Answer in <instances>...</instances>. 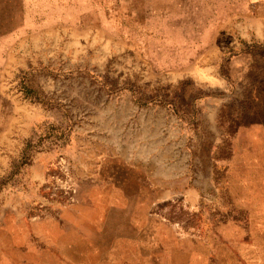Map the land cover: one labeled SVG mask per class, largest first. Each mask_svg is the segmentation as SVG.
Masks as SVG:
<instances>
[{
  "label": "rangeland",
  "instance_id": "1",
  "mask_svg": "<svg viewBox=\"0 0 264 264\" xmlns=\"http://www.w3.org/2000/svg\"><path fill=\"white\" fill-rule=\"evenodd\" d=\"M89 1L0 0V264H264V0Z\"/></svg>",
  "mask_w": 264,
  "mask_h": 264
},
{
  "label": "crops",
  "instance_id": "2",
  "mask_svg": "<svg viewBox=\"0 0 264 264\" xmlns=\"http://www.w3.org/2000/svg\"><path fill=\"white\" fill-rule=\"evenodd\" d=\"M44 2L45 1H47L45 4H51V6H50V9H54V7H53V3H57V2H59V0H43ZM43 2V3H44ZM72 5V4H71ZM56 8H57V6H55ZM89 9H90V1L89 0H83V3H82V6H80V8L77 10V12H73V10H74V7L72 8V14H77V13H79V15L80 14H85V13H88L89 12Z\"/></svg>",
  "mask_w": 264,
  "mask_h": 264
}]
</instances>
